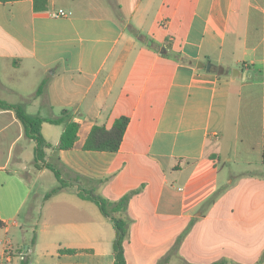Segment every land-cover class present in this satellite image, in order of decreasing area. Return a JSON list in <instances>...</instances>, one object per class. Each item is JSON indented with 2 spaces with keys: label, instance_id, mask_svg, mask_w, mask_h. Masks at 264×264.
<instances>
[{
  "label": "crops",
  "instance_id": "crops-1",
  "mask_svg": "<svg viewBox=\"0 0 264 264\" xmlns=\"http://www.w3.org/2000/svg\"><path fill=\"white\" fill-rule=\"evenodd\" d=\"M60 8L70 14L49 16ZM41 84L26 110L68 109L79 124L68 150L54 148L63 127L41 125L44 160L68 183L38 215L42 230L60 212L52 264H113L112 223L79 188L110 200L134 191L126 264H264V0H48L44 12L0 1V99L24 108ZM121 115L116 152L82 149L94 124ZM34 147L14 111L0 110V257L6 244L31 251L9 233L36 224L44 192L23 207L48 168L35 166Z\"/></svg>",
  "mask_w": 264,
  "mask_h": 264
},
{
  "label": "trees",
  "instance_id": "trees-1",
  "mask_svg": "<svg viewBox=\"0 0 264 264\" xmlns=\"http://www.w3.org/2000/svg\"><path fill=\"white\" fill-rule=\"evenodd\" d=\"M1 2L15 1V0H0ZM48 0H32L33 9L36 12H44L47 7ZM43 84L39 85L36 94L42 91ZM0 110H13L16 118L20 121L24 128L25 135L35 141L34 147V164L37 168L46 167L50 169L57 181L58 185L53 187L50 191L45 193L44 198L47 199L51 195L57 193L65 186L67 182L60 177L58 169L54 164L45 162V148L51 147V144L46 141L41 133V125L44 122L51 124H62L63 130L60 134L59 141L54 147L56 150H68L74 146L77 139L79 124L73 120V114L71 110L62 109L56 117H42L40 115L31 116L27 114L21 106L9 103L5 100L0 99ZM129 118L121 115L116 118L111 125L107 128L105 125L94 124L82 145L83 150L93 151H107L116 152L121 144L125 129L128 125ZM261 163L264 165V134H263V147H262V158ZM134 191H129L123 194L116 200H110L94 189H78V195L86 200L93 202L99 209L100 213L107 218L113 226L114 238L112 242V254L113 264H126L124 256V244L129 238L130 225L132 218L128 214V202ZM219 192L212 194L207 201L212 202ZM193 221H191L185 229L178 235L174 244L170 248L169 252L177 253L178 247L191 228ZM59 252L73 253L74 249H59ZM167 259V255L159 259L157 264H162ZM25 260L20 261L19 264L24 263ZM211 264H220L214 262ZM240 264V263H232ZM255 264H261V261H257Z\"/></svg>",
  "mask_w": 264,
  "mask_h": 264
},
{
  "label": "rangeland",
  "instance_id": "rangeland-1",
  "mask_svg": "<svg viewBox=\"0 0 264 264\" xmlns=\"http://www.w3.org/2000/svg\"><path fill=\"white\" fill-rule=\"evenodd\" d=\"M37 88H38V86H37ZM37 88H35L33 90L32 93H34V94L32 96L31 95L27 96L25 101L23 102L24 108L22 107V109L27 114H29L31 116L37 115L38 113L35 112L36 109L34 107H32L31 103L26 110V102L27 101H30V102L33 101L32 97L34 95H36ZM2 92L3 91L0 90V93H2ZM57 115H59V113ZM47 126L51 129H55V128L58 129V128L63 127L62 124H59V125L49 124ZM223 142L230 144L231 140L227 136H225ZM52 151H54V149ZM54 154L55 153H53V155ZM26 158L32 159L33 154L32 153H26ZM54 159H55V155H54ZM54 163H56V162H54ZM29 165H31V163H29ZM241 169L242 168H238V169H234V170L239 171ZM227 171H228L227 169H224L222 171L221 178H223V176L226 174ZM61 177L64 180H66V177L64 175H62ZM57 185H58V181H57L54 173L51 170L46 169L45 174L39 178V181L34 182L33 193H32L33 195L31 194L28 202L25 203L23 210H28L33 205V201L35 202L34 194L36 192L42 191V192H44V195H45V193H47L48 191H50L53 187H55ZM81 187H85V185L82 184ZM40 189H42V190H40ZM45 200H47V199H45L44 196H42V197H39L38 201L35 202V213H36L37 218L35 220V222H36L35 226H33V228H31V229H33V231H29V233H25V231H24L25 227L21 225V227H15L9 233V236H11L13 238L12 241L14 243L15 248H18L17 246L24 248L27 245H29L31 247V251L28 254L29 263H34V264H52V263H54V261L56 259L55 251L59 247V243L61 241L62 242L65 241V237H62V234L59 232H56V230L54 228V223L57 224L59 222V218H60V212L58 211V209L56 207H55L56 211H54V212L50 211L53 214V216L51 218V221H49V225H47L42 230L39 229L40 225H41V218H38V215L44 214L49 209V207H47L48 205H47ZM18 221H21L20 218ZM27 229H30V228H27ZM15 262H17V260H15Z\"/></svg>",
  "mask_w": 264,
  "mask_h": 264
},
{
  "label": "built area",
  "instance_id": "built-area-1",
  "mask_svg": "<svg viewBox=\"0 0 264 264\" xmlns=\"http://www.w3.org/2000/svg\"><path fill=\"white\" fill-rule=\"evenodd\" d=\"M51 17L67 16L70 12L63 9L51 10L48 12ZM30 252L29 249L15 250L10 244H6L2 256L0 257V264H19L20 261L26 259V256ZM14 258L17 260L15 262Z\"/></svg>",
  "mask_w": 264,
  "mask_h": 264
},
{
  "label": "water",
  "instance_id": "water-1",
  "mask_svg": "<svg viewBox=\"0 0 264 264\" xmlns=\"http://www.w3.org/2000/svg\"><path fill=\"white\" fill-rule=\"evenodd\" d=\"M209 66H210V63L208 62L207 64H206V69H209ZM222 70H221V68H220V70H219V72H221Z\"/></svg>",
  "mask_w": 264,
  "mask_h": 264
}]
</instances>
